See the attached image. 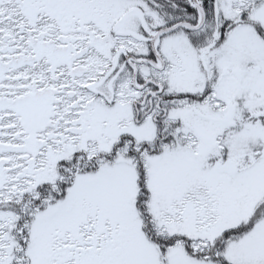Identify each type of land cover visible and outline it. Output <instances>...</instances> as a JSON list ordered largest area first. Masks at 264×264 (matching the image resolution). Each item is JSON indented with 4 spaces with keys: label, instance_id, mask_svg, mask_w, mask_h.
Instances as JSON below:
<instances>
[{
    "label": "snow or ice",
    "instance_id": "6c2138e0",
    "mask_svg": "<svg viewBox=\"0 0 264 264\" xmlns=\"http://www.w3.org/2000/svg\"><path fill=\"white\" fill-rule=\"evenodd\" d=\"M0 264H264V0H0Z\"/></svg>",
    "mask_w": 264,
    "mask_h": 264
}]
</instances>
